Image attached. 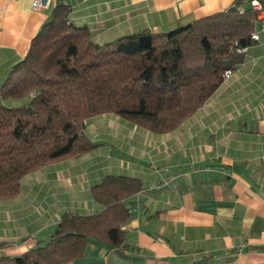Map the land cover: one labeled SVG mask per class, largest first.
I'll use <instances>...</instances> for the list:
<instances>
[{
	"label": "crops",
	"instance_id": "obj_1",
	"mask_svg": "<svg viewBox=\"0 0 264 264\" xmlns=\"http://www.w3.org/2000/svg\"><path fill=\"white\" fill-rule=\"evenodd\" d=\"M58 1L102 43L144 28L168 31L234 0H48L40 10L31 0H0V83ZM256 30L243 62L174 130L154 134L118 117L103 122L100 140L94 121L85 132L99 145L25 175L17 196L0 199V241L9 243L0 253L47 241L64 211L98 212L90 186L113 173L143 182L127 201V247L88 242L62 264H264V19ZM191 158L198 169L173 171Z\"/></svg>",
	"mask_w": 264,
	"mask_h": 264
},
{
	"label": "trees",
	"instance_id": "obj_2",
	"mask_svg": "<svg viewBox=\"0 0 264 264\" xmlns=\"http://www.w3.org/2000/svg\"><path fill=\"white\" fill-rule=\"evenodd\" d=\"M249 1L168 31L144 28L102 43L70 17V4L56 2L0 83V199L17 196L25 175L99 145L85 132L92 116L114 113L157 134L177 128L256 43L251 33L264 18ZM142 188L138 177L105 174L90 186L98 212L64 211L47 241L20 254L1 252L0 264H62L80 257L88 242L126 248L127 201Z\"/></svg>",
	"mask_w": 264,
	"mask_h": 264
},
{
	"label": "rangeland",
	"instance_id": "obj_3",
	"mask_svg": "<svg viewBox=\"0 0 264 264\" xmlns=\"http://www.w3.org/2000/svg\"><path fill=\"white\" fill-rule=\"evenodd\" d=\"M23 100V99H22ZM21 100V101H22ZM7 101H9L8 99H6V101L5 102H7ZM13 105H18V102L16 101V103H14ZM105 117H111V118H105ZM118 117L119 116H117L116 114H114V113H103V114H98V115H95V116H92V117H90V118H88L87 120H86V124H85V131H87V129H90V124L91 123H93L94 121H97V124H96V127H97V129H98V133L97 134H99V136H98V138H100V140L101 139H105V138H107V134H108V132H105V130H106V128H105V125L103 124V122H113L112 120V118H115L116 120L118 119ZM120 119H122L121 117H120ZM122 120H124V119H122ZM124 121H126V120H124ZM99 122V123H98ZM126 122H128V121H126ZM130 123V122H129ZM214 130V128H212L211 129V131H213ZM148 131V130H147ZM148 132H150V131H148ZM151 133V132H150ZM155 134V133H154ZM213 140V137H207V142L208 143H211V145H212V147H214V142L212 141ZM188 160V159H187ZM186 162H188L190 165L188 166L187 164L186 165H184V166H182V168H181V170L180 169H175V170H173L175 173H178V174H183V176H185L186 177V173H190V172H192L193 171V169H194V167H196L197 169L199 168V166H197V165H194V162L192 161V158L191 159H189L188 161H186ZM194 165V166H193ZM204 167H207L208 169H213V166H208V165H201L200 166V168H204ZM207 169V171H209ZM173 176H175L176 174H172ZM179 178V177H178ZM0 201H2V200H0ZM0 203H4V202H0Z\"/></svg>",
	"mask_w": 264,
	"mask_h": 264
},
{
	"label": "built area",
	"instance_id": "obj_4",
	"mask_svg": "<svg viewBox=\"0 0 264 264\" xmlns=\"http://www.w3.org/2000/svg\"><path fill=\"white\" fill-rule=\"evenodd\" d=\"M48 3V0H31V8L34 10H40L44 7H46ZM249 6L253 9H256L259 11V17L264 18V6L260 2V0H250ZM251 38L257 40L258 39V31L255 30L251 33ZM246 51V49H244ZM232 71H226L225 78L230 75Z\"/></svg>",
	"mask_w": 264,
	"mask_h": 264
}]
</instances>
